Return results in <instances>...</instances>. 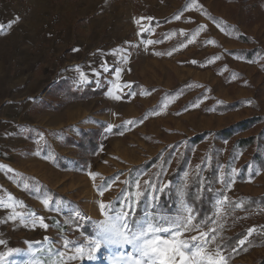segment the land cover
I'll use <instances>...</instances> for the list:
<instances>
[{
    "label": "rangeland",
    "instance_id": "1",
    "mask_svg": "<svg viewBox=\"0 0 264 264\" xmlns=\"http://www.w3.org/2000/svg\"><path fill=\"white\" fill-rule=\"evenodd\" d=\"M197 4L202 8L192 0H0V165L13 170L0 168V204L25 217L10 220L13 209L0 207V252L18 250L8 264H114L131 253V246H109L89 259L76 248L95 237L104 219L100 202L109 212L127 210L125 197H134L136 181L142 195L133 217L175 215L183 200L194 209V223L216 228L211 251L242 229L262 232L264 206L246 210L264 198V0ZM139 17L153 20L138 26ZM148 39L154 43L145 45ZM215 56L220 59L209 64ZM77 66L91 80L79 88ZM117 67L124 69L119 82L132 85L121 100L108 95ZM68 90L91 96L72 100ZM248 121V128L239 125ZM94 130L99 149L85 168L78 144ZM251 137L255 141L242 147ZM105 181L111 188L101 197L97 189ZM204 192L211 194L207 222L188 200L199 201ZM46 196L53 198L48 208ZM31 214L48 227L26 219ZM239 254L228 264H258L264 245Z\"/></svg>",
    "mask_w": 264,
    "mask_h": 264
},
{
    "label": "snow or ice",
    "instance_id": "2",
    "mask_svg": "<svg viewBox=\"0 0 264 264\" xmlns=\"http://www.w3.org/2000/svg\"><path fill=\"white\" fill-rule=\"evenodd\" d=\"M192 3L197 7L202 5L197 4V0H192ZM176 20H179L181 17L176 15L174 17ZM210 19H215L214 17H209ZM147 20L152 22V17H139L135 18L134 22L141 26L142 22ZM204 28L203 25L200 26L196 31L199 32ZM0 31H3V26H0ZM148 31L151 32V28L141 27V33ZM224 31V29H221ZM181 34L183 30H181ZM192 39L188 40V44H191ZM145 45H152L153 40L148 39L144 41ZM206 43L213 44L215 43L212 40H208ZM185 45H181L184 47ZM73 51L78 52V48H74ZM119 53V50L117 54ZM161 55V53H156ZM172 55V51L167 53ZM219 56H215L208 61L211 64L214 60H219ZM121 60L123 63H127V55L121 54ZM191 63L196 64V60H192ZM103 71H109L105 63L101 64ZM79 72V78L75 81L77 87H81L91 83L88 75L79 69L77 66L76 69ZM124 71L123 68L117 67L115 69V81L112 83L108 95L115 100L123 99L124 89H132L130 83L121 84L119 81L121 79V73ZM99 71H93V75L96 77L100 76ZM133 93L129 91V95ZM167 107V104L164 105ZM192 107H199L198 104H193ZM132 123V122H128ZM113 125H108L107 131L111 132ZM44 136L41 134L39 140H43ZM40 153L38 152L37 155ZM199 167V166H198ZM0 168H6L9 173L13 170L5 165H0ZM235 172V169L232 170ZM187 175V174H186ZM89 176L95 180L97 174L90 172ZM149 187H153L151 182L146 181ZM27 187V185H25ZM136 192L134 197L129 194L125 197V203L127 210L125 208H120L119 211L113 210L109 212L110 205L101 201L99 204V209L101 215L104 216V219L97 222V231L95 237L90 239L86 247H77L76 253L80 258L87 256L89 259L94 258V254L98 252L102 247L117 246L120 248L131 246L133 251L128 253L126 256H122L120 259L114 261V264H228V257L222 254L221 246L217 244V247L214 251L209 250L208 245L215 242L216 237V228H210L208 231H204L199 222L194 223L196 216L194 214V209L185 203L182 200L181 210L175 215H157L156 213H151L146 215L143 219H137L132 216L131 209L133 205L139 203V199L142 195L140 191V183L136 181L135 184ZM111 188V184L105 181L103 184L98 186L99 196L103 197L105 191ZM39 191V189H36ZM158 191H163V188L157 189ZM183 196V193H181ZM222 195V194H221ZM10 199H12L10 197ZM53 198L51 196H46L42 200V204L48 208L52 203ZM155 200V197H153ZM228 200L227 196H224L222 200L217 201V211L224 203ZM60 202L57 201V204ZM0 207H6L13 209V214L9 217L10 220L21 219L24 220L25 217L22 213L15 211L14 205H3L0 204ZM235 207H241L240 204H236ZM57 210H59L57 208ZM76 217H81V213L76 211ZM86 218V217H81ZM26 219H30L33 224L39 221V225L42 228H47L48 225L45 223L44 217H35V214L29 215ZM216 223V221H212ZM222 227V225H220ZM197 229H200L198 235H192L190 238H185L186 232H193ZM254 231V228L248 230V234ZM241 246H244L246 241L241 239L238 242ZM5 241L0 239V245H4ZM16 249L8 248L5 252H0V264H8L7 257H9ZM41 264V262H37Z\"/></svg>",
    "mask_w": 264,
    "mask_h": 264
},
{
    "label": "trees",
    "instance_id": "3",
    "mask_svg": "<svg viewBox=\"0 0 264 264\" xmlns=\"http://www.w3.org/2000/svg\"><path fill=\"white\" fill-rule=\"evenodd\" d=\"M66 97L72 100H86L90 98V94L87 93H91V92H87V90H84L83 92L80 91V96H78V93H73L70 92V90L64 92ZM251 121L239 124L241 126H243V128H248L249 125L251 124ZM222 134H224L225 136H229L231 134V132H227L224 131L222 132ZM99 132L97 130H94L92 132L86 133L83 136V139L81 140V142L78 144V148L80 150V163L83 164L86 168L87 164L89 163V160L91 158L92 155H94L98 149H99ZM253 141H255V138L251 137L248 139H244L240 141V144L242 145V147H248L249 145H251L253 143ZM211 178L212 176H209L206 182L207 187L211 186ZM193 180V179H192ZM191 180V181H192ZM194 182L195 180H193L192 183V187L189 189V191L192 193L193 187H194ZM211 192V191H210ZM212 193V192H211ZM210 193H203L200 197L201 200L199 201H194L191 197H188V200L195 205L197 211H198V216L197 219L198 220H203V222H207L210 220L209 215L212 214V208L210 206ZM175 197V194L172 195V197L166 201L165 203H167L169 205V202H173ZM263 200H254L253 204L251 205V208L247 209L246 211L248 212H252L256 207H260V206H264V198H262ZM261 203H258V202ZM248 230L249 229H242L240 230V232H238L237 234H235L234 236H226L224 239V242L222 244V250L224 252V255H226V257H228V261H233L235 259H237L238 257H241L242 255L239 254V252L243 253L244 250L246 251V248L249 246L253 245H264V227L261 228V231L263 232H255L254 234H252L251 236L248 235ZM241 239H246V243L244 246H240V244L238 243L239 240ZM238 251V252H237ZM264 259L261 260L260 263L258 264H264Z\"/></svg>",
    "mask_w": 264,
    "mask_h": 264
}]
</instances>
